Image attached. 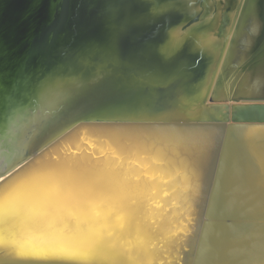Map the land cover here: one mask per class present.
<instances>
[{"label": "water", "instance_id": "water-1", "mask_svg": "<svg viewBox=\"0 0 264 264\" xmlns=\"http://www.w3.org/2000/svg\"><path fill=\"white\" fill-rule=\"evenodd\" d=\"M181 1L0 0V197L90 256L0 264H264V0ZM159 7L149 49L66 53Z\"/></svg>", "mask_w": 264, "mask_h": 264}, {"label": "rangeland", "instance_id": "rangeland-1", "mask_svg": "<svg viewBox=\"0 0 264 264\" xmlns=\"http://www.w3.org/2000/svg\"><path fill=\"white\" fill-rule=\"evenodd\" d=\"M143 1V0H142ZM148 7V4H146ZM174 9H158L153 12V15L147 14V10L144 8L143 12L138 16L142 19H153L133 22L130 24H112L105 34L94 33L92 36L91 29H83L74 32L66 43V53L68 55H79L83 62L86 59L90 61L97 60L103 56H127L133 53L142 52L149 49L153 43V34H157L155 31V25L152 22H158L161 20H155L160 18H166L172 16ZM76 41V42H75ZM74 43L76 49L70 48ZM96 66V63H92ZM87 63L75 65V70L84 73L86 70H92Z\"/></svg>", "mask_w": 264, "mask_h": 264}, {"label": "bare ground", "instance_id": "bare-ground-1", "mask_svg": "<svg viewBox=\"0 0 264 264\" xmlns=\"http://www.w3.org/2000/svg\"><path fill=\"white\" fill-rule=\"evenodd\" d=\"M181 5L186 9V7H194L195 2L184 0L181 1ZM189 10L193 11L190 8ZM127 20H129L128 24L132 21L131 17H128ZM210 23V21H206L204 26H208ZM169 53L170 55L174 54L173 52ZM223 95L222 92H219L218 98L222 99ZM14 204L8 203L4 209H0V216H2V219H0V251L4 252L0 258L6 261L17 260L18 258L44 259L34 256L33 253L47 252L52 246L65 245L68 241L72 240V234L65 235L52 232L51 236H49L50 231L53 229L58 232V229H61L62 223L56 224L54 221V224L51 226L46 222L40 223L38 220L29 218V213H26V211L32 213L33 210L37 211L39 208L41 213H45V211L51 210L47 209L39 201L36 206L38 208L32 210L24 208L25 206L22 204L18 208L12 209ZM19 204L17 203L16 205L18 206ZM47 241L52 246L48 245Z\"/></svg>", "mask_w": 264, "mask_h": 264}, {"label": "snow or ice", "instance_id": "snow-or-ice-1", "mask_svg": "<svg viewBox=\"0 0 264 264\" xmlns=\"http://www.w3.org/2000/svg\"><path fill=\"white\" fill-rule=\"evenodd\" d=\"M23 182L8 187L7 183L3 186V196L0 197V209H4L13 199L14 195L21 191ZM2 219V216H0ZM36 257L52 258V259H88L90 258L88 251H81L79 248H72L65 245H55L47 250V252L33 253Z\"/></svg>", "mask_w": 264, "mask_h": 264}, {"label": "flooded vegetation", "instance_id": "flooded-vegetation-1", "mask_svg": "<svg viewBox=\"0 0 264 264\" xmlns=\"http://www.w3.org/2000/svg\"><path fill=\"white\" fill-rule=\"evenodd\" d=\"M228 2H229V3H232V0H229Z\"/></svg>", "mask_w": 264, "mask_h": 264}]
</instances>
